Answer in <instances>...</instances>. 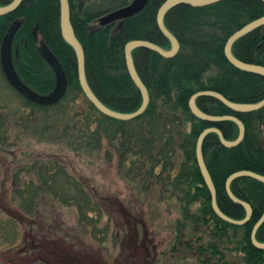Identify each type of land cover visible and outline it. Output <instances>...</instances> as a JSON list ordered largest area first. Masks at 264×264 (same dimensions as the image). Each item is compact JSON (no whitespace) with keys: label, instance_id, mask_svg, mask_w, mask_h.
I'll return each instance as SVG.
<instances>
[{"label":"trees","instance_id":"obj_1","mask_svg":"<svg viewBox=\"0 0 264 264\" xmlns=\"http://www.w3.org/2000/svg\"><path fill=\"white\" fill-rule=\"evenodd\" d=\"M10 1L0 0V5ZM130 1L99 0L80 9L74 0H68L71 24L84 50L88 85L105 106L119 112H132L141 103L140 93L125 66V43L140 39L164 49L170 47L155 21L156 11L164 0H148L136 14L116 22L97 23L98 17ZM263 14L261 0H220L201 7L186 4L172 7L164 15V24L178 40L179 50L168 58L143 47L132 50L134 66L148 90L149 102L139 116L118 120L100 113L84 95L77 78L74 51L60 34L58 0H22L12 12L0 15V42L9 25L15 19L21 21L11 49L17 75L38 94H48L54 88L55 75L39 52L40 39L62 64L67 87L56 103L38 104L17 92L0 67L2 98L11 93L19 102L15 111L0 112V148L8 145L11 125L20 131L16 137L25 133L39 141L64 143L77 154H92L101 147L103 137L115 141L117 168L129 181L143 190L156 187L164 195L176 193L184 211L198 200L199 209L194 213L188 210L184 216L190 222L209 227L211 241L196 248L201 264H235L226 261L218 249V245L231 241L232 237L238 238L246 264H264V250L250 242L253 225L264 211V183L251 177L231 181L233 195L252 208L246 223L232 225L212 210L210 193L195 160V142L204 128L215 126L225 139L234 140L238 127L230 120H201L188 108L190 96L200 90L219 92L238 103H254L264 97V77L235 68L223 54L226 39ZM231 51L241 61L264 66V25L239 37ZM7 103L8 99L0 107L5 109ZM195 103L207 114L234 115L243 122L244 137L236 146L221 145L215 133H208L202 145L217 206L225 215L242 219L244 208L229 199L224 185L227 176L239 170L264 176V106L237 113L205 95L196 97ZM11 184V200L19 214L12 215L0 203V249L20 246L27 251L29 247L21 244L25 237L21 227L27 225V233H33L34 227L43 229L51 220L45 209L53 203L73 205L87 236L101 244L106 239V229H99L96 220L105 217L104 206L59 160L34 159L19 164L13 171ZM27 220L29 223H25ZM182 237L179 232L176 240ZM255 238L264 242V222L257 228Z\"/></svg>","mask_w":264,"mask_h":264},{"label":"rangeland","instance_id":"obj_2","mask_svg":"<svg viewBox=\"0 0 264 264\" xmlns=\"http://www.w3.org/2000/svg\"><path fill=\"white\" fill-rule=\"evenodd\" d=\"M98 1L74 0L80 9ZM1 88L0 103L7 99L8 103L5 109L0 107V112L15 111L19 102L11 93L7 94L8 98H2ZM9 129L10 144L0 148L2 207L12 215L19 214L16 203L11 200V178L17 165L34 159H57L104 206L105 217L96 220L98 228L106 229L107 234L102 244L91 240L78 223L73 205L53 203L50 209H45L51 220L43 229L34 227L33 233H27L29 227H21L25 230L21 244L29 249L22 251L24 247L20 246L0 249V264H201L196 248L211 241L209 227L192 219L190 222L184 216L188 210L194 213L199 209L198 200L184 211L176 193L164 195L156 187L143 190L129 181L117 168L115 141L103 137L101 147L92 154H77L64 143L39 141L25 133L16 137L20 131L12 125ZM179 232L183 237L176 240ZM237 239L232 237L231 241L222 242L218 249L226 261L246 264ZM33 247L41 249L34 251Z\"/></svg>","mask_w":264,"mask_h":264},{"label":"water","instance_id":"obj_3","mask_svg":"<svg viewBox=\"0 0 264 264\" xmlns=\"http://www.w3.org/2000/svg\"><path fill=\"white\" fill-rule=\"evenodd\" d=\"M22 0H11L9 3L5 5H0V15H4L7 13L12 12L14 9L18 7ZM220 0H164L160 6L158 7L156 11V26L160 33L169 41L170 48L164 49L161 46L154 44L147 40H140V39H134L130 40L125 43L124 45V61L125 66L128 72L129 77L131 78L132 82L137 87L140 96H141V103L139 107L132 111V112H119L115 111L113 109H110L109 107L105 106L93 93L91 88L88 85L85 70H84V50L77 39L70 19V7L68 0H58L59 4V30L62 38L66 43H68L75 55L76 60V72H77V78L79 85L86 96V98L93 104V106L102 114L118 119V120H129L132 118H135L139 116L143 111L146 109L148 102H149V94L146 86L140 79L132 58V50L138 47H143L146 49H149L151 51H154L158 53L162 57H172L174 56L177 51L179 50V42L176 39V37L167 29V27L164 24V15L168 10H170L172 7L178 5V4H186L193 7H201L206 6L215 2H218ZM264 3V0H261ZM148 2V0H131L128 4L115 8L97 19V23L99 25H104L108 23H113L115 21L127 18L129 16H132L133 14H136L138 11H140L144 5ZM21 24L20 20L13 21L9 27L7 28L6 32L4 33L1 42H0V67L2 70V73L7 80V82L22 96L29 99L32 102L38 103V104H53L59 101L62 96L65 93L66 87H67V78L66 73L64 71V68L60 61L57 59V57L53 54V52L50 50V48L44 43H39V52L43 59L49 64V66L52 68L54 75H55V85L51 92L48 94H38L31 88H29L17 75L12 61V41L14 38V35L19 28ZM264 25V14L248 23L243 25L241 28L237 29L235 32H233L225 41L224 47H223V54L225 59L235 68L240 69L242 71L250 72L253 74L260 75L264 77V66L260 64H254V63H247L244 61H241L237 59L232 51L231 47L232 44L241 36L249 33L250 31L260 28ZM210 96L212 98L217 99L222 104L227 106L230 110L241 113V112H251L255 111L261 107L264 106V97L259 100L258 102L254 103H238L233 102L227 99L225 96H223L221 93L213 91V90H200L195 93H193L188 101V108L191 111V113L196 116L197 118L208 121V122H219L223 120H230L233 121L237 127H238V134L237 137L234 140H227L224 138L222 132L215 126L204 128L197 136L196 142H195V160L199 169V172L203 178L204 184L206 185L209 193H210V204L212 207V210L214 213L222 220L232 224V225H242L246 223L252 213L251 206L235 197L233 193L230 190V183L232 180L239 178V177H251L254 178L262 183H264V176L257 174L255 172L249 171V170H239L236 172L231 173L229 176H227L225 180V192L230 200H232L234 203L241 205L245 210V216L242 219H233L227 215H225L217 206L216 198H215V187L213 185L211 176L208 172V169L204 162L203 152H202V145L203 140L205 136L208 133H215L218 136L219 142L221 145L225 147H233L239 144L245 133V128L243 125V122L234 115H210L202 110H200L196 103L195 99L198 96ZM264 222V211L261 214V216L257 219L255 224L253 225V228L251 230L250 234V242L251 244L256 247L257 249L264 250V242H260L256 240L255 233L257 228L261 225V223Z\"/></svg>","mask_w":264,"mask_h":264},{"label":"bare ground","instance_id":"obj_4","mask_svg":"<svg viewBox=\"0 0 264 264\" xmlns=\"http://www.w3.org/2000/svg\"><path fill=\"white\" fill-rule=\"evenodd\" d=\"M169 48H170V47H169ZM169 48H168V49H169Z\"/></svg>","mask_w":264,"mask_h":264},{"label":"flooded vegetation","instance_id":"obj_5","mask_svg":"<svg viewBox=\"0 0 264 264\" xmlns=\"http://www.w3.org/2000/svg\"><path fill=\"white\" fill-rule=\"evenodd\" d=\"M80 6V5H79Z\"/></svg>","mask_w":264,"mask_h":264}]
</instances>
